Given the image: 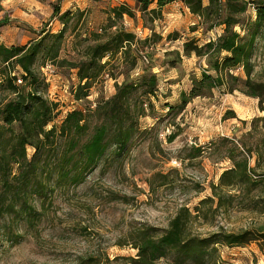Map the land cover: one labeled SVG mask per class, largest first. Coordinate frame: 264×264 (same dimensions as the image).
<instances>
[{
	"label": "rangeland",
	"instance_id": "374dc122",
	"mask_svg": "<svg viewBox=\"0 0 264 264\" xmlns=\"http://www.w3.org/2000/svg\"><path fill=\"white\" fill-rule=\"evenodd\" d=\"M40 1L50 9L57 3ZM130 2L127 7L134 10L133 25L125 22L129 17L116 25L131 33L140 20L139 43L132 47L125 62L118 56L94 79L86 99L74 98L79 79L70 64L85 59L86 49L95 44L91 35L108 26L110 0H85V6L79 9L84 12L82 18L71 17L66 26L59 62L43 65L39 60L35 69L44 82L39 86V95L57 106V116L48 128L59 127L70 111L93 109L111 98L116 83L135 81L145 72L155 75L157 92L145 99L146 116L139 119L138 133L122 156L106 154L82 184L55 188L47 199L36 202L41 217L33 224L17 225L8 218L0 219V264H78L94 257L100 264H127L125 260L137 253L128 244L134 231H163L181 207L193 212L201 201L212 196L211 185H217L220 175L232 167L228 159L231 144L242 151L238 144L241 141L255 147L264 137L260 130L252 131V122L264 116L258 100L239 92L227 94L216 89L180 109L181 94L188 93L192 81L199 80L207 68L204 58L183 56L184 43L194 39L203 44L216 39L222 28L206 32L198 23L189 25L183 5L167 8L165 14L177 18L165 23L163 9L158 18L140 12L138 16L136 1L135 6ZM15 4V0H0V42L6 46L24 45L43 32L56 34L63 29L61 22L51 24L53 17L44 14L40 16L45 22L35 24L36 28L29 26L21 19L24 12L32 13ZM244 17L254 19V7L249 6ZM260 54L259 50L255 55L258 72L264 71V56ZM133 62L137 65L131 70ZM46 66L51 69L46 70ZM15 73L21 75L19 70ZM9 99L0 92V109ZM13 130L19 132L17 127ZM229 138L235 143L222 141ZM27 153L30 158L33 149L28 148ZM252 157L253 167L255 156ZM201 209L205 214L207 208ZM192 229L202 236L220 229L233 234L252 231L264 235V214L244 211L236 202L227 212L208 213L207 220L195 222ZM259 247L257 242L244 247L218 246V264H264Z\"/></svg>",
	"mask_w": 264,
	"mask_h": 264
},
{
	"label": "trees",
	"instance_id": "16d2710c",
	"mask_svg": "<svg viewBox=\"0 0 264 264\" xmlns=\"http://www.w3.org/2000/svg\"><path fill=\"white\" fill-rule=\"evenodd\" d=\"M135 1L142 15L149 13L156 18L164 7L180 1L192 16L199 18L206 32L222 28L216 39L203 44L194 39L184 43L183 56L204 58L207 68L202 70L199 80L192 81L189 92L181 94V110L193 99L222 89L227 94L239 92L257 99L259 110L264 113V71H256L255 57L259 50L264 56V0ZM60 3L57 0L52 6L53 18L63 26L58 33L43 32L24 45L6 46L0 42V92L10 97L0 109V129H3L0 132V219L8 218L17 225H31L40 219L36 202L47 199L55 188L82 184L109 152L114 157L122 156L138 133L139 119L146 116L145 99L154 97L158 88L157 77L145 72L135 81L116 83L115 94L93 109L70 111L59 127L48 128L57 116V106L39 95V86L44 82L35 68L39 60L43 65L59 62L69 19L84 15L79 9L61 13ZM154 5L155 9H151ZM249 6L255 9L254 19L244 17ZM124 16L134 18L135 15L127 5L113 8L108 26L101 33L91 35L95 44L86 49L85 59L70 64L77 70L79 79L74 96L77 101L88 97L94 79L118 56L125 62L132 46L139 43L135 34L116 25ZM136 65L133 62L131 70ZM229 114L234 117V113ZM14 127L19 130L17 134ZM252 127L253 132L264 133V116L255 119ZM173 138L174 135L168 140L171 142ZM222 141L235 143L230 138ZM238 144L242 151L231 144L228 159L232 167L220 175L217 185H211V197L201 201L193 212L181 207L168 229L142 228L131 234L132 242L128 244L137 253L125 260L127 264L163 261L218 264V246L244 247L253 242L259 244L264 255L263 234L252 231L233 234L220 229L202 236L194 234L192 229L195 222L206 221L208 213L227 212L236 202L244 211L264 214V137L255 147L244 141ZM28 148L33 149L30 158ZM202 207L207 208L205 214ZM78 264H100V261L94 257L80 260Z\"/></svg>",
	"mask_w": 264,
	"mask_h": 264
},
{
	"label": "crops",
	"instance_id": "0c3cea01",
	"mask_svg": "<svg viewBox=\"0 0 264 264\" xmlns=\"http://www.w3.org/2000/svg\"><path fill=\"white\" fill-rule=\"evenodd\" d=\"M48 1L54 2L55 0H48ZM110 1H111L112 9L115 7H119L121 5L130 6V4H131L130 0H110ZM131 1H132L133 5L135 6V0H131ZM15 3H16L15 7H22L24 9H27V11H30V13H32V14H29L28 12H24L23 16H22L23 18L21 19L24 22H28L29 26L34 27L35 24H37L36 26H38L39 25L38 23L40 21L45 22L44 21L45 18H42L40 16V14H44L45 17H47V18L53 17V10L50 9L49 7L46 8L45 6H43L45 4L43 2H41L40 0H15ZM173 5L178 7V6H182V3L180 1H176L172 5H168V6L164 7L163 8L164 14L166 12V9L172 8ZM84 6H85V0H61L60 10H61V13H64L66 10L67 11L68 10L73 11L76 9L81 10V8ZM155 6L156 5L152 6L151 9H155ZM32 10H34V12H31ZM37 10H40V11H37ZM136 10H137L138 16H140L138 8ZM132 11L134 12V10H132ZM183 11L187 15V20L189 22V25L194 26L197 23L198 24L200 23L199 18L192 16L186 8H183ZM165 16H167V18L165 19V23H170V22H172V20H174V18H177V16H175L174 14H165ZM39 17H41V19ZM124 17L126 18V16H124ZM132 19L133 18H128V20H125V22L129 25H133ZM56 20H57L56 18H52L51 24L54 23ZM137 24H138L137 28L135 30H131V33L135 34L136 36H140L141 35L140 28H142V25H140V20H139V23H137ZM34 28H36V27H34Z\"/></svg>",
	"mask_w": 264,
	"mask_h": 264
},
{
	"label": "built area",
	"instance_id": "2783aa9c",
	"mask_svg": "<svg viewBox=\"0 0 264 264\" xmlns=\"http://www.w3.org/2000/svg\"><path fill=\"white\" fill-rule=\"evenodd\" d=\"M135 37H136V39H137V38H140V36H136V35H135ZM137 40H138V39H137ZM132 47H135V46H132ZM50 69H51L50 66H46V70H50ZM18 83H20V81H18Z\"/></svg>",
	"mask_w": 264,
	"mask_h": 264
}]
</instances>
